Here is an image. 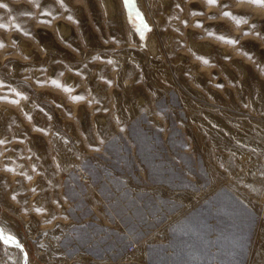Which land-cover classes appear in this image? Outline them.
I'll list each match as a JSON object with an SVG mask.
<instances>
[{
	"label": "rangeland",
	"instance_id": "obj_1",
	"mask_svg": "<svg viewBox=\"0 0 264 264\" xmlns=\"http://www.w3.org/2000/svg\"><path fill=\"white\" fill-rule=\"evenodd\" d=\"M0 45V264H264V3L0 0Z\"/></svg>",
	"mask_w": 264,
	"mask_h": 264
},
{
	"label": "built area",
	"instance_id": "obj_2",
	"mask_svg": "<svg viewBox=\"0 0 264 264\" xmlns=\"http://www.w3.org/2000/svg\"><path fill=\"white\" fill-rule=\"evenodd\" d=\"M125 253L128 257L133 258V259H138L139 258V249L136 245H129L127 249L125 250Z\"/></svg>",
	"mask_w": 264,
	"mask_h": 264
},
{
	"label": "snow or ice",
	"instance_id": "obj_3",
	"mask_svg": "<svg viewBox=\"0 0 264 264\" xmlns=\"http://www.w3.org/2000/svg\"><path fill=\"white\" fill-rule=\"evenodd\" d=\"M125 3H127V0H124ZM207 3H213L214 0H206ZM249 2L254 4L264 3V0H249ZM2 46V45H0Z\"/></svg>",
	"mask_w": 264,
	"mask_h": 264
},
{
	"label": "bare ground",
	"instance_id": "obj_4",
	"mask_svg": "<svg viewBox=\"0 0 264 264\" xmlns=\"http://www.w3.org/2000/svg\"><path fill=\"white\" fill-rule=\"evenodd\" d=\"M0 234H1V236L3 235V236H5V237L8 235L5 231H1ZM10 236H11V235H10ZM12 236H13V235H12ZM21 264H22V263H21Z\"/></svg>",
	"mask_w": 264,
	"mask_h": 264
}]
</instances>
